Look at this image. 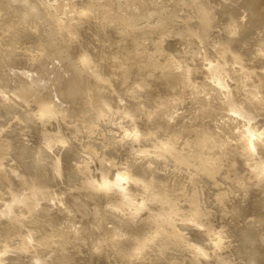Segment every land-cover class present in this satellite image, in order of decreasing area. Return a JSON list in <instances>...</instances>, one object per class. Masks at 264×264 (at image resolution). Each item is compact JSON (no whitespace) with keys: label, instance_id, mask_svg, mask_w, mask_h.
<instances>
[{"label":"rangeland","instance_id":"1","mask_svg":"<svg viewBox=\"0 0 264 264\" xmlns=\"http://www.w3.org/2000/svg\"><path fill=\"white\" fill-rule=\"evenodd\" d=\"M9 1L0 0V264H264L253 0H32L38 14ZM226 8L245 27L231 39ZM45 22L78 66H54ZM195 105L212 114L192 117ZM235 110L253 130L231 138L216 121ZM128 175L137 209L107 181ZM77 197L87 217L64 202Z\"/></svg>","mask_w":264,"mask_h":264},{"label":"bare ground","instance_id":"2","mask_svg":"<svg viewBox=\"0 0 264 264\" xmlns=\"http://www.w3.org/2000/svg\"><path fill=\"white\" fill-rule=\"evenodd\" d=\"M11 1H13L12 2V5L13 4H15V3H17V4H19L21 7L23 6L24 7V11L26 10L27 12H33V13H37L38 14V11H37V9H36V7H35V5L33 4V2H31L32 0H11ZM11 1H9V3L11 2ZM223 2H227L228 4L229 3H232L233 2V4H234V2H238V0H222ZM252 2V1H251ZM247 3V2H246ZM16 4V5H17ZM226 4V3H225ZM233 4H230V5H233ZM222 5V4H221ZM14 6V5H13ZM19 6V7H20ZM251 6H252V21L254 22V24H257L258 26L260 25V27H261V29H262V35L260 36V38H258V40L255 42V52L257 53V55L258 56H260L261 58H264V0H262V1H254L253 0V5L251 4ZM16 7V6H15ZM18 7V6H17ZM23 9V8H22ZM235 10H234V8L233 9H231V8H226V10L224 11V12H226V14H225V20H224V22H222L223 24H222V27H223V29H224V32H225V34H226V37H231V38H234V37H237V36H239L241 33H242V30H243V28H245L244 27V25H243V23L241 22V20H240V17L234 12ZM89 12V11H88ZM31 14V13H30ZM26 15V14H25ZM224 15V14H223ZM37 16V15H36ZM243 16V15H242ZM44 25L41 27L42 28V32H43V34H44V37H45V39H46V42L48 43V45L50 46V51H49V55L51 56V61L52 62H54V66L56 65V63L59 65V67H72V66H78V65H75L74 63H73V60H72V58H71V54H70V52H68L62 45H60L59 44V41H58V39L56 38V35H55V33H54V31H53V28L52 27H50L49 26V24L47 23V22H45V23H43ZM41 30V29H40ZM258 30V29H257ZM42 34V35H43ZM257 34H259V33H257ZM260 35V34H259ZM258 35V36H259ZM257 36V37H258ZM43 37V38H44ZM230 38V39H231ZM44 39V40H45ZM56 62V63H55ZM53 64V63H52ZM57 65V66H58ZM52 67H53V65H52ZM56 67V66H55ZM68 69V68H67ZM77 71H79V70H77ZM54 79V78H53ZM55 80V79H54ZM67 83V82H66ZM77 83V82H76ZM71 84V83H70ZM66 88V87H65ZM84 88V87H83ZM79 89V88H78ZM70 90V89H69ZM83 90V89H82ZM66 91V90H65ZM73 91V90H72ZM36 95V94H35ZM82 98V97H81ZM81 101V100H80ZM230 102V101H229ZM101 103V102H100ZM231 103V102H230ZM230 103H229V105H230ZM93 104V103H92ZM105 105V104H104ZM77 106H78V104H77ZM90 106V105H89ZM91 107V106H90ZM89 107V108H90ZM72 108V107H71ZM79 108H80V106H79ZM88 108V107H87ZM88 108V109H89ZM77 109V108H76ZM85 109V108H84ZM85 111H88V110H85ZM95 112V111H94ZM234 113H227V114H222V115H219V118L217 119V125L219 126V128L225 133V135H227V136H230L231 138L232 137H234V135H235V130H238V129H240L241 130V128L243 127H246L247 128V125H246V123L244 122H241V120H240V116H242L243 114L240 112V111H233ZM77 114V113H76ZM95 114V113H94ZM190 114H191V116L192 117H202V116H208V115H211L212 114V112H211V110H209L207 107H199L198 105H195L194 106V108H193V110L190 112ZM37 115V114H36ZM78 115V114H77ZM100 115V114H99ZM129 118V117H128ZM86 120V119H85ZM127 120V119H126ZM126 122V121H125ZM89 123V122H88ZM249 123V122H248ZM249 127H250V125L248 124V128H247V130L249 129ZM257 127V126H256ZM251 128V127H250ZM252 130H253V128H251ZM250 129V130H251ZM249 130V131H250ZM244 131H245V128H244ZM244 131H243V133H244ZM128 132H130L129 134H133L134 136L136 135V133L135 132H133V131H131V130H127L126 129V131L124 132V133H128ZM237 132V131H236ZM241 132V131H240ZM239 132V133H240ZM245 132H247V131H245ZM23 133V132H22ZM123 133V132H122ZM242 133V134H243ZM250 133V132H249ZM246 134V133H245ZM128 135V134H127ZM249 135V134H248ZM251 135V134H250ZM256 134L254 133V135L252 134L251 136L253 137V136H255ZM129 136V135H128ZM127 136V137H128ZM244 136V135H243ZM258 136V135H257ZM255 137L254 139H252V142H254V143H258V142H262V140H261V138L260 137ZM132 137V136H131ZM245 137H246V135H245ZM123 138V142H128V140L129 139H125V137H122ZM234 139V138H233ZM236 139H237V137H236ZM263 139V138H262ZM132 140V139H131ZM261 140V141H260ZM145 155V154H144ZM147 155V154H146ZM149 161V160H148ZM153 162V161H152ZM154 163V162H153ZM154 164H156V165H158V163H154ZM106 171V170H105ZM128 172V171H127ZM126 172V173H127ZM138 172V171H137ZM108 175V174H107ZM119 175V174H118ZM122 175V174H121ZM106 175H104V177H105ZM110 176V175H109ZM118 177V176H117ZM116 177V178H117ZM129 177V175L128 176H120V178H118V179H110V178H107L108 180V184H111V185H113V184H115L116 186H118L119 188H117L116 190H114L115 188H113V190L112 191H116L117 192V194H118V202H122L123 204L124 203H126V201H127V204H133L134 206H135V208L137 209V208H140L139 206L141 205V203H140V201H138V199L137 200H133V198L131 197V191H130V186H131V181H130V178H128ZM75 178H76V176H75ZM79 178V177H78ZM106 178V177H105ZM106 180V179H105ZM73 181V180H72ZM76 181V180H75ZM90 181V180H89ZM176 181V180H175ZM101 182V181H100ZM99 182V183H100ZM140 182V181H139ZM103 183V182H102ZM98 183H96V185H97ZM136 184V183H135ZM72 185V184H71ZM77 185V184H76ZM102 186H103V188H104V186L106 187L105 189H107V185H105V181H104V184H101ZM101 185H99L98 184V187L99 186H101ZM111 185H110V187H111ZM115 185H113V186H115ZM142 185V184H141ZM172 185V184H171ZM50 186V185H49ZM73 187H75V186H73ZM77 187V186H76ZM136 187V186H135ZM55 189V188H54ZM66 189V188H65ZM79 189V188H78ZM81 189V188H80ZM109 189V190H110ZM73 190V189H72ZM100 190H103V189H100ZM110 190V191H111ZM103 191H108V189L107 190H103ZM140 191V190H139ZM194 192V191H193ZM53 193V192H52ZM56 194V193H55ZM61 194V193H60ZM92 195V194H91ZM77 196V195H76ZM88 197V196H87ZM102 197V196H101ZM48 200V199H47ZM124 202H123V201ZM85 200H83V199H81L80 197H77V198H73V199H70V200H68V201H64L65 203H68V202H71L72 203V205L75 207V211L77 212V213H81L82 214V216H84V217H87V214L89 213V208L87 207V204L84 202ZM101 201V200H100ZM102 202V201H101ZM112 202V201H111ZM142 202H143V200H142ZM69 204V203H68ZM108 204H110V203H108ZM123 207V206H122ZM13 212V211H12ZM133 213V212H132ZM62 214V213H61ZM92 214H94L93 215V217L96 215V213L94 212L93 213V211H92ZM116 213H114L113 215H115ZM112 215V216H113ZM127 216V215H126ZM125 216V217H126ZM136 216V215H135ZM115 218H117L118 216H117V214H116V216H114ZM122 217V216H121ZM54 218V217H53ZM113 218V217H112ZM114 218V219H115ZM119 218V221L122 223V225H124L125 223H127V221H124V220H126V219H121L120 217H118ZM117 218V219H118ZM113 219V220H114ZM54 220V219H53ZM56 220V219H55ZM97 220V219H96ZM122 220V221H121ZM94 221V220H93ZM93 221H91V223L93 222ZM101 222V221H100ZM115 222H116V220H115ZM55 223V222H54ZM90 223V222H89ZM121 223H119V224H121ZM98 224V223H97ZM162 224H164V223H162ZM125 225H127V224H125ZM128 226H129V224H128ZM165 226V225H164ZM91 227V226H90ZM93 228V227H92ZM125 228V227H124ZM127 228V227H126ZM158 228V227H157ZM160 229H162V228H164L163 227V225L161 226V227H159ZM187 228V227H186ZM90 230H91V228H89ZM94 229V228H93ZM158 231H159V229H158ZM123 232H125V231H123ZM135 232V231H134ZM160 232V231H159ZM162 232V231H161ZM114 233V232H113ZM126 233V232H125ZM129 233V232H128ZM127 233V234H128ZM165 233H166V231H165ZM139 234V233H138ZM151 234V233H150ZM140 235V234H139ZM143 235V234H142ZM149 235V234H148ZM156 235V234H155ZM159 234H157V236H158ZM131 236V235H130ZM157 236H155V237H157ZM148 237V240H149V237H150V235L149 236H147ZM147 237H145L144 238V240L147 238ZM159 237V236H158ZM247 237V236H246ZM132 238V237H131ZM130 238V239H131ZM153 238H154V236H153ZM153 238L151 239V240H153ZM133 239V238H132ZM141 239H142V236H141ZM155 239V238H154ZM240 239H243V241H244V239H245V235H243L242 236V238H241V236H240ZM143 240V241H144ZM197 241V240H196ZM132 242V241H131ZM140 242H142V241H140ZM161 242V241H160ZM159 242V243H160ZM142 243H144V242H142ZM201 243V242H200ZM149 244V243H148ZM142 245V244H141ZM162 245V244H161ZM200 245V244H199ZM143 246V245H142ZM145 246H147V244L146 245H144V247ZM156 246V245H155ZM143 247V248H144ZM159 247V246H158ZM154 248V247H153ZM152 248V249H153ZM199 248V247H198ZM197 248V249H198ZM200 248H203V247H200ZM199 248V249H200ZM80 250V249H79ZM201 250V249H200ZM203 250V249H202ZM199 251V250H198ZM205 251H206V249H205ZM205 251L204 252H199V253H201L202 254V256L203 257H207L208 255V253H205ZM7 253H8V251H7ZM139 253V252H138ZM18 254V253H17ZM197 255V254H196ZM91 257V256H90ZM196 257V256H195ZM198 257V256H197ZM9 258V257H8ZM3 259V258H2ZM1 259V260H2ZM0 260V261H1ZM82 260V259H81ZM2 262H4V261H2ZM5 263L7 264V262L5 261ZM78 263V262H77ZM82 263V262H81ZM4 264V263H3ZM84 264V263H83ZM178 264V263H177Z\"/></svg>","mask_w":264,"mask_h":264}]
</instances>
